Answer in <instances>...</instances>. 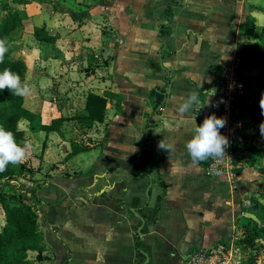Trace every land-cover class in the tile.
I'll use <instances>...</instances> for the list:
<instances>
[{
	"label": "crops",
	"instance_id": "obj_1",
	"mask_svg": "<svg viewBox=\"0 0 264 264\" xmlns=\"http://www.w3.org/2000/svg\"><path fill=\"white\" fill-rule=\"evenodd\" d=\"M245 1L44 0V5L52 7L48 11L41 8V1L28 0L39 9L32 18L42 11L37 18L47 21L33 27L45 43L32 49L31 60L22 52L17 56L27 62V76L34 79L37 91L42 92L41 87L57 74L61 83L56 104L35 110L31 107L36 101L31 96L27 99V108L38 119L36 128L29 122L28 131L24 130L25 140L26 135L33 140L44 138L40 154L32 157L31 163L43 167L44 172L54 167L38 189L43 201L44 255L48 256L42 264H140L146 260L141 250L149 254V264H184L205 241L234 240L239 213H244V186L261 181L262 173L254 168L257 154L252 153L250 164L240 159L238 166L243 169L235 172L234 180L226 175L207 177L197 168L203 169L205 164L203 141L220 85L218 64L222 69L221 63L238 57L241 44H253L249 36L246 40L247 35L241 34L245 14L264 26L263 14ZM170 6L171 18L167 13ZM69 19L79 23L74 25ZM100 23L111 24L107 33ZM167 24L171 33L159 39L160 27ZM23 28L14 32L22 35ZM112 33L120 36L114 53ZM94 56L104 57L105 62L88 72ZM70 60L75 62L68 66ZM152 62L159 68L153 70ZM166 75L171 77L170 84L161 107L155 109L151 94L165 85ZM71 89L75 91L69 96L81 93L87 101L94 93L109 102L102 123L108 126L107 132L91 134L95 142L89 150L100 146V151L95 159L85 162L81 161L85 158L80 157L82 151L67 159L72 142L78 141V120L65 121L59 131L40 128L73 109V99L62 95ZM260 104L264 106L262 101ZM109 109H113L110 118ZM235 111L241 113L234 109L233 114ZM150 121L158 125L149 126ZM259 125L250 141L257 138L263 142L264 126ZM150 127H155L149 136L154 144L146 146ZM243 132L246 134L245 125ZM38 175L42 174L32 179ZM150 177L153 185L148 201ZM26 182L33 184L32 180ZM133 206L147 220L141 247L137 234L141 220L131 211Z\"/></svg>",
	"mask_w": 264,
	"mask_h": 264
},
{
	"label": "trees",
	"instance_id": "obj_2",
	"mask_svg": "<svg viewBox=\"0 0 264 264\" xmlns=\"http://www.w3.org/2000/svg\"><path fill=\"white\" fill-rule=\"evenodd\" d=\"M25 3L24 0H0V189L10 188L11 199L6 194H0V203L6 213V224L0 230V264H42L48 259L44 255L47 251L43 234L41 232V217L43 201L38 195V189L42 185H27L19 180V173L26 166L20 160V154L24 150L25 131L19 127L22 120L30 122L32 128H36L37 115L25 106L24 92L18 87L27 76V65L21 56L14 54L9 37L12 32L22 27L26 15L18 8ZM169 17H172L171 6L167 9ZM257 28V27H256ZM254 29L251 37L263 39L253 44H243L239 52L241 69L248 72L264 68V26ZM38 31V30H37ZM171 33L170 25H163L159 29L158 38ZM242 35H248L242 30ZM153 70L159 68L158 63L152 62ZM170 75L165 76V85L158 86L151 94L155 98V109L161 107L166 95V87L170 84ZM244 84L238 94L235 109L240 110V120L244 125L257 127L264 122V106L260 104V92L263 90L255 86L253 79L246 75L241 77ZM108 100L98 94L90 93L87 97L84 112L74 117L87 128H92L96 123H103L107 117ZM240 117V118H239ZM244 120V122L241 120ZM69 120L67 117H58L47 124H41L40 128L48 132L59 131L60 126ZM158 125L150 121L149 126ZM244 135V143L246 135ZM243 143V145H244ZM241 145L236 147L240 148ZM89 147L80 146L72 142V151L67 159L77 153L89 150ZM255 146L250 147L251 152H260L264 155V149L258 150ZM240 160L235 159V172L239 174L243 167L238 166ZM11 200L16 203L11 204ZM254 216H245L238 224V230L243 231L244 236L236 241L241 248L255 246L254 255L250 257L256 262L260 256L258 253L264 249V204L256 203L252 210ZM37 252L32 259L30 252ZM248 259L244 264H251Z\"/></svg>",
	"mask_w": 264,
	"mask_h": 264
},
{
	"label": "rangeland",
	"instance_id": "obj_3",
	"mask_svg": "<svg viewBox=\"0 0 264 264\" xmlns=\"http://www.w3.org/2000/svg\"><path fill=\"white\" fill-rule=\"evenodd\" d=\"M24 1H25V3H23L22 5H18V8L20 10H22V12L26 15V19L24 20L25 23L22 26V27H24L23 28L24 32H23L22 35H18L19 33L14 32L13 35L10 36L9 40H10V44H11L12 48L14 49L16 55H18L19 53L22 52L24 54V58H27V60H28V59H30V58H28V55L32 51V49L35 48V47L39 48L40 47V43H42V44L45 43L44 41H40L39 40V37L36 36V34H35L36 31H34L33 27L36 24H40V25L45 24L46 25L47 21H45L44 19L42 20V19H38L37 18L42 11H39L35 15L36 17L32 18V16H34V15H32V13L34 14L35 12H37L39 10L38 6H34L33 7V6L30 5L31 3L28 2V0L27 1L24 0ZM39 1H41V3H43V6L41 8H43V7L44 8H48V11H50L52 9V7L50 5L49 6L44 5L45 4V2H43L44 0H39ZM245 2H249L250 3V8H252L253 10L260 11L261 14H263L262 18L264 20V0H247ZM98 3L99 2H94V4H97V5H98ZM71 4L73 6H75L74 3H71ZM241 5H242L241 8L242 7L243 8L246 7L244 4H241ZM100 6H102V5L100 4ZM238 12L240 13V11L237 10V13ZM28 14H30V16H31L30 19H28ZM243 17H245V21L242 24L241 32H242V30H244V31L246 30V32H248V35L246 36V40H248V38L250 37L249 41L252 42V43L263 41V39H260V38L259 39H255V38L251 37L252 34H253V31H254V29L256 27L257 28H262L263 26L257 24L255 22V20L252 19V16H250V15L247 16L245 14V16H243ZM66 20H68V19H66ZM66 20H64V21H66ZM69 20L74 25H77L79 23V22H76L75 20H73V21L71 19H69ZM242 20H243V18L241 19V21ZM62 23H65V22H61L60 21V24H62ZM102 25H103V23L101 24V26ZM58 27L59 26H57V28ZM43 28H44V30H46V31L48 30V32H49V28L50 27L47 29L46 27L43 26ZM103 28H104V31L107 33V29L111 28V24L110 25H103V27H101V29L103 30ZM50 33H53V32L50 31ZM34 34H35V36H34ZM119 38H120V36L118 37L115 33L111 34L110 43H111V52L112 53H114L115 49L118 47V45H120L119 44ZM79 46H80V44L78 46L76 45L77 49L79 48ZM60 48H61V46H59V49ZM238 59H240L239 56L234 58L230 62L221 63V66H222V64H224V65L230 67ZM103 60L105 62V58L104 57L102 59H99L98 57L94 56V60H91L92 62L89 63L88 68L86 70L88 72H90L91 70H96L97 66L100 67L103 64L102 63ZM37 61H39V60L37 59ZM71 62H75V60L74 61L70 60L66 64L69 66V65H71ZM217 68H218V70L220 69V71H218V72L221 73V67H220L219 64H218ZM244 75H246L247 77L253 79L254 82H255V86L257 88H260V89L263 90L262 92H260V101H262L264 103V99H262V98H264L263 97V94H264V68L262 70L258 69V70H253L251 72H248L247 69L243 68L241 70V72H240V77H242ZM59 77H60V74H57L56 75V79H52L51 81H49L48 84L44 85L45 87H41V89H40V90H42V92H41V91H37L35 89V87L33 86L34 79L32 78L30 80L29 77L26 76V78L23 80V82L18 85V87L24 92V95H25V106L29 107V103L27 102V99H28V97L30 98V96H31V100H34V102L36 101V105L34 107H31V109L33 108L35 110H39L42 107L44 109L45 105H50L51 106L52 103L56 104V100H57L58 94L60 93L59 90H60V84L61 83H59ZM219 81L221 82V77H220ZM43 89L44 90L46 89L45 92H44ZM32 91H34V93ZM74 91L75 90L71 89L70 91H66V94H62L63 96L65 95V96L70 97V98L73 99L71 104H73L72 108L74 110L72 109L70 111H67V113L64 115L67 118H69V120H71V121H74V117H76L77 115H80L82 112H84L85 107H86V105H85L86 101L84 100L83 94L80 93L79 95H76V96H72V95L69 96L68 95V94H72V92H74ZM35 93H36V95H35ZM76 97H78V98H76ZM237 100H238V98H237ZM236 102H235L234 106L236 105ZM78 107H80V108L84 107V108L82 110H77ZM234 109H235V107H234ZM234 109H233V111H234ZM109 110L110 111H109L108 117L110 118L111 113L113 112V109H109ZM237 110H239V109H237ZM59 111H60V109H59ZM61 112H63V111L61 110ZM62 114H64V113H62ZM233 115L237 116V117L240 116L239 113L238 114L236 113V111L234 112ZM241 120L244 122V120L242 118H241ZM78 124H79V126L81 128L78 129V133H77L75 139L79 141V142L78 141L77 142H78V144L80 146L89 147V148H92L91 145H93L94 142H95L93 140V137H91V134H95L96 132H99V131H102V133L103 132L105 133V132H107V127H108L107 125L102 124V123H96L94 125V127H92V128L85 127L84 125L81 124L80 121L78 122ZM260 124L262 126H264V122L260 123ZM245 126H246V134H245V132H242V142L239 144V145L242 144L243 148L242 147H240V148L236 147L235 148V150H236V158L235 159L238 158L239 160L241 159V160H243V162L245 161V163L250 164V156H252V153L257 154L255 156L257 158H256V166H254V168L262 173V177H261V181H257V183L254 182V184L251 183V184H247L246 186H244V190H243L244 199L242 201V209L243 210L241 209L242 212L244 211V213L242 215H241V213H239V222L245 216H254L252 214L251 208H252V210H254V208L256 207V203L257 202H261L262 204H264V155H260L259 151H258V153L250 151V147L251 146H255V147L261 146L263 148V146H264V138H262L263 142L261 140H257V138L254 139L253 141H250L251 137H254V136L257 135V133H255V132L257 131V129L259 127H255L252 124L251 125H249V124L246 125L245 124ZM262 126H260V128ZM19 127L26 131L29 128V122H27L26 120H22L19 123ZM263 132H264V130H263ZM258 133H259V131H258ZM88 134H90V136ZM243 134H245L246 137H247L245 143H244L245 139H244V135ZM30 136L31 135H29V136L26 135L27 139L25 141H27V142H26V144H25V142H23V144H25L26 147H24V150L20 154V160L26 166L27 169H25L23 172L19 173L18 177H19V180L21 182H23V183L27 184L26 181L31 182V180H32V182H33L32 185H37L39 183H41V184L44 183L49 178V173L48 172H50L51 169H53L54 167L50 166L46 170V172H44V170H42L43 167L38 168V165L31 163V158L35 157V156L38 157V155L40 154V152H41V150L43 148V144L42 143L44 142V138H43V135H42L39 139L35 138L33 140V138L30 139ZM33 141H34V143L32 144L31 142H33ZM97 141L101 142V139H98ZM203 143H204V146H205L206 140H204ZM243 143H244V145H243ZM251 144H253V145H251ZM99 148H100V146H99ZM99 148L98 149L96 148V150H94L93 152H91V150H85L86 152L82 151V152H84V154L81 155L80 157L85 156V158H83V160H81V161L85 162V161H88V160H91V159H95L96 158V153L98 152V150L100 151ZM257 148H259V147H257ZM262 148H259L258 150H262ZM237 152H239V153L237 154ZM204 154H205V150H203V152H202V155H204ZM80 157H79V159H80ZM23 160H25V162ZM197 171L199 173L203 172V174L205 175V167H204V165H203V169L199 165V168H197ZM234 171H235V169H234ZM38 173H40L42 175L41 176L38 175L39 178H36V179L33 180L32 178H34ZM223 176L224 175H221L220 177H223ZM0 194H3V195L6 194V197L11 199L12 190H10V188H8V187L3 189V190L0 189ZM14 203H16V201L15 200H11V204H14ZM2 207L3 206L0 203V211L2 212V217H0V230H2L3 227L6 224V219H5L6 218V213L4 212L5 210L3 211L4 208L2 209ZM40 222H42V221H40ZM243 236H244L243 231L238 230V234L236 235V237L234 238L233 241L236 243V241L239 240L240 238H242ZM215 245H217V244H214V243H212L210 241L209 242L205 241L203 243V245L200 246L197 249L209 248V247H213ZM254 248H255V246H245V245L242 247L243 252L245 254L246 260L250 259V257L254 255L253 253L256 251V250L254 251ZM36 256H37L36 252H33V251L30 252V257L32 259H34ZM258 256H260V257H258L259 259L256 260V262L253 261L252 259H250L251 260L250 261L251 264H264V249L261 250L258 253Z\"/></svg>",
	"mask_w": 264,
	"mask_h": 264
},
{
	"label": "built area",
	"instance_id": "obj_4",
	"mask_svg": "<svg viewBox=\"0 0 264 264\" xmlns=\"http://www.w3.org/2000/svg\"><path fill=\"white\" fill-rule=\"evenodd\" d=\"M241 61L232 66L222 64L221 82L215 96L214 108L208 118L209 129L204 147V167L207 177L226 175L235 178L236 146L242 142L244 125L233 115L234 104L243 89L240 77ZM243 249L234 241L218 243L204 249H197L184 264H244Z\"/></svg>",
	"mask_w": 264,
	"mask_h": 264
},
{
	"label": "water",
	"instance_id": "obj_5",
	"mask_svg": "<svg viewBox=\"0 0 264 264\" xmlns=\"http://www.w3.org/2000/svg\"><path fill=\"white\" fill-rule=\"evenodd\" d=\"M163 52V49L161 50L160 53ZM155 128V127H152V129ZM151 127L149 129H147L146 131V136H145V144L146 146H149L150 144H154V141L153 140H150L149 139V136H150V132H151ZM148 148V147H146ZM143 153V150H141L140 154H139V157L141 156V154ZM138 162H139V158H138ZM146 173V172H144ZM152 185H153V179L152 177H150V184L149 186L147 187V190H146V196H147V199L148 201L150 200V191H151V188H152ZM109 187V186H108ZM131 211L133 212V214L139 218L141 220V224L138 226V229H137V234L140 236V242H139V247L142 246V244L144 243V240H145V237L143 236V228L144 226L146 225V218L145 216L141 215L139 213V208H137L136 206H133L131 208ZM141 252L144 254V256L146 257V260L144 262H141L140 264H149L150 262V257H149V254L147 252H145L144 250H141Z\"/></svg>",
	"mask_w": 264,
	"mask_h": 264
}]
</instances>
